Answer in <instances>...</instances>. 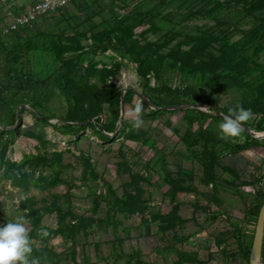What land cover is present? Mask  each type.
Returning <instances> with one entry per match:
<instances>
[{
    "label": "rangeland",
    "instance_id": "obj_1",
    "mask_svg": "<svg viewBox=\"0 0 264 264\" xmlns=\"http://www.w3.org/2000/svg\"><path fill=\"white\" fill-rule=\"evenodd\" d=\"M35 1L0 0V28L9 20L5 7L21 12ZM172 6L168 10L176 8ZM116 10L121 14L127 12L123 7ZM59 11H54L53 16V13L47 15L44 23L41 21L37 27L52 32L55 24L48 23L55 21V14L62 16L63 12ZM79 16L83 18V12ZM100 20V17L94 18V22ZM172 20L176 24L173 29L167 20L156 25H137L133 37L153 57L169 60L176 56L180 40H185L182 50L188 51L193 60L204 59V64L208 65L211 54L215 56L218 42L195 49L188 35H193L192 28L211 27L214 22L186 20L181 15ZM182 28H188L190 33L186 30L182 35H174V29L182 32ZM252 28L253 24L245 25L243 34H236L231 40L248 36ZM93 43V38L79 39L63 57L52 47L48 52L35 50L34 74L45 80L70 60L87 71L111 69L114 58L121 59V55L110 48L94 49ZM125 60L127 65L117 77L110 75L105 80L96 77L92 85L102 94L103 110L91 121L101 117L102 124L109 113L106 95L113 85L138 90L134 91L131 101H123V120L119 119L113 133L108 132L109 140L101 139L90 126L78 134H64L56 127L64 122L61 118L41 123L36 120L34 109L26 105L18 132L5 150V158L20 161L25 154L40 151L58 154L60 175H55L45 165L29 166L24 175L27 188L22 189L11 180L3 179L0 169V224L25 217L32 245L29 255L36 258L37 264H126V252L133 248L141 251V264H250L241 255L234 224L243 226L248 242L254 240L257 221L246 219L244 215L260 196V190L264 191V138L243 150H232L220 143L214 147L217 155L212 161L197 155L195 150L205 141L201 135L204 130L206 135L211 132L216 138H225L219 123L209 117L203 124L196 119L190 126L184 111L198 108L218 115L217 111L233 108L244 97L230 89L208 88L204 95L210 96L213 104L201 107L188 104L158 116H146L142 111H135L136 104L142 105L143 89L137 64ZM253 67L257 72L264 71V52ZM149 77L154 88L167 84L174 87L185 81L180 72L173 76L163 74L161 78L151 72ZM49 101L54 108L62 102L53 94H49ZM59 112L67 114L64 105ZM262 117L264 114L252 111L247 121L253 126H248L255 132H263L255 127ZM138 120L141 123L136 126ZM132 127L144 133L142 141L126 137ZM189 132L193 138L190 147L185 142ZM148 139H153L154 144ZM247 139L243 133L226 138L231 143L241 144ZM42 142L49 150H45ZM91 175L96 182L90 180ZM257 177L262 178L261 182L256 181ZM91 183L97 184L94 189L89 187ZM109 186L117 198L126 203L128 212L113 210L104 199L99 206L95 204L93 192L101 196ZM44 230H47L46 235ZM34 250L42 255L49 253L51 258L40 261Z\"/></svg>",
    "mask_w": 264,
    "mask_h": 264
},
{
    "label": "trees",
    "instance_id": "obj_2",
    "mask_svg": "<svg viewBox=\"0 0 264 264\" xmlns=\"http://www.w3.org/2000/svg\"><path fill=\"white\" fill-rule=\"evenodd\" d=\"M173 4L176 8L168 10ZM116 7L126 8L127 12L121 14ZM59 10L63 12L62 16L55 14V21L48 23L55 24L52 32L37 26L53 12L43 16L32 26L19 27L0 35V169L1 177L11 180L14 185L22 189L27 188L24 175L29 166L45 165L58 176L61 170L58 169L59 155L50 152L25 154L20 161L5 158V150L10 139L18 132L22 114L27 109L26 105L34 109L33 114L41 123L48 124L51 118H61L64 122L56 127L64 134H78L90 126L101 139L109 140L111 137L107 134L116 129L123 101H131L135 90L124 92L123 88L112 86L106 95L109 113L106 122L102 124L101 117L91 121L103 110L102 94L92 85L96 77L103 80L110 75L117 77L127 65L126 58L137 64L143 88L140 93L142 112L146 116L154 117L173 111L167 109L168 106L213 104L211 97L204 95L208 88L219 91L230 89L241 93L244 99L233 107L242 105L256 114H264V71L257 72L253 67L264 52V0H72ZM183 10L186 11L181 13ZM80 12H83V18L79 16ZM178 15L184 16L186 20L210 19L214 22L215 25L211 27L196 26L191 30L193 35H188L192 37L195 49L211 46L213 41L218 42L215 56L211 54L208 65L204 64V59L193 60L188 56V51L182 50L185 40H180L175 49L176 56L170 57L169 60L153 57L149 50L133 37L134 28L140 24L156 25L162 20H167L173 29L176 24L172 19ZM95 17H100V22H94ZM248 24L254 26L250 30L251 33L240 40L232 41L231 37L243 34V28ZM186 30V33H190L188 28H182V32L174 29V35H182ZM209 34L211 37H206ZM83 38H93L94 49L99 46L110 48L120 54L121 59L115 57L111 69L92 68L87 71L76 61L70 60L46 76L45 80L34 74L32 58L35 57V50L43 49L48 52L52 47L59 57H63L64 52L72 50L79 39ZM151 72L156 73L158 78L163 74L173 76L180 72L185 76V81L184 84L174 87L167 84L154 88L150 84ZM49 94L56 95L62 101L58 107L52 106ZM63 105L67 112L65 115L59 112ZM147 109L150 111L147 112ZM229 109L231 108L220 110L222 115H211L198 108H186L184 111L188 124L193 126L196 119H200L203 124L209 117L220 124ZM260 119L255 127L264 131V118ZM243 123L253 126L249 121ZM123 129L126 130L127 125L124 124ZM203 132L201 135L205 141L202 140L200 148L195 151H198L197 155L209 157L212 161L217 155L214 147L220 143L232 150H243L254 143L262 142L244 128L241 133L248 139L242 144L231 143L224 137L216 138L211 132L206 135L205 130ZM190 133L185 140L189 147L193 145ZM126 137L142 141L144 133L132 127L126 132ZM148 141L154 144L153 139ZM42 144L45 150H49L46 143ZM261 179L257 177L256 181L261 182ZM90 180L96 182L92 175ZM96 185L91 183L89 187L94 189ZM105 191L101 196L96 191L93 192L97 206L104 199L113 210L128 212L126 203L117 198L111 186ZM259 195L246 211V219L257 221V215L264 203L262 189ZM234 235L239 242L242 257L250 262L253 241H247L245 229L238 223L234 224ZM34 253L40 261L51 258L49 253L42 255L36 250ZM126 254V264L133 261L142 263L141 251L133 248ZM262 259L264 261V241Z\"/></svg>",
    "mask_w": 264,
    "mask_h": 264
},
{
    "label": "clouds",
    "instance_id": "obj_3",
    "mask_svg": "<svg viewBox=\"0 0 264 264\" xmlns=\"http://www.w3.org/2000/svg\"><path fill=\"white\" fill-rule=\"evenodd\" d=\"M135 111L140 113L142 105L136 104ZM251 117V109L242 105L229 109L219 124L222 135L225 138L239 136L244 127L243 122ZM140 123L138 120L136 126ZM44 234H47V230H44ZM31 252V236L24 216L0 224V264H37L36 258L29 255Z\"/></svg>",
    "mask_w": 264,
    "mask_h": 264
},
{
    "label": "built area",
    "instance_id": "obj_4",
    "mask_svg": "<svg viewBox=\"0 0 264 264\" xmlns=\"http://www.w3.org/2000/svg\"><path fill=\"white\" fill-rule=\"evenodd\" d=\"M2 1L6 2V0ZM71 1L72 0H36L18 13H14L11 8L5 7V15L9 18V21L0 28V35L8 33L10 30L18 29L19 27L32 26L34 22H37L43 16L63 8Z\"/></svg>",
    "mask_w": 264,
    "mask_h": 264
},
{
    "label": "water",
    "instance_id": "obj_5",
    "mask_svg": "<svg viewBox=\"0 0 264 264\" xmlns=\"http://www.w3.org/2000/svg\"><path fill=\"white\" fill-rule=\"evenodd\" d=\"M128 89H133L135 91H138L137 89H134V88H125L123 89V91L126 92ZM194 105L199 106V107L204 106V104H199V103H196ZM176 107H183V105L182 106H168L166 108L171 109V108H176ZM20 114L21 113L19 109L18 118H20ZM217 114L222 115L223 113L221 111H217ZM122 120H123V114L121 113L120 121ZM243 128L247 132H249L252 136H255L257 138H264V131L260 133L255 132L246 124H244ZM257 216H258V219L256 223V229H255L254 240H253V245H252L250 264H263L262 263V248H263V241H264V203Z\"/></svg>",
    "mask_w": 264,
    "mask_h": 264
}]
</instances>
